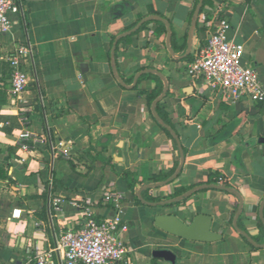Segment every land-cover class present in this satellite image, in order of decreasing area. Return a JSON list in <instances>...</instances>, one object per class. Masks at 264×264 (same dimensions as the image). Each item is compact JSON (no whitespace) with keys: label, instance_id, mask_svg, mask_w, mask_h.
<instances>
[{"label":"crops","instance_id":"1","mask_svg":"<svg viewBox=\"0 0 264 264\" xmlns=\"http://www.w3.org/2000/svg\"><path fill=\"white\" fill-rule=\"evenodd\" d=\"M222 1L227 38L244 46L243 61L256 69L264 88V0ZM197 2L21 0L22 13L10 15L11 30L0 32V133L8 140L0 141V264H39L35 245L53 247L62 231L78 227L81 208L97 218L112 217L115 209L101 202L106 190L122 195L123 238L130 249L126 264H170L152 255L157 249L171 251L175 264H264V247L252 246L233 227L236 195L206 188L162 206L143 203L137 195L142 186L155 183L154 177H171L180 162L177 145L151 112L152 103L138 92H151L158 80L140 79L143 73L134 85L138 89L131 87L137 72L151 68L166 80L167 91L158 103L179 137L184 163L175 179L143 190L142 198H174L176 188L208 184L209 171H217L240 194L243 231L256 243L264 242L257 224L264 196V142L259 140L264 138V102H226L203 80L183 73L210 34L206 27L197 31L202 16L185 58L169 53L166 26L151 19L134 32L130 50L115 52L117 73L126 86L112 73L115 37L150 15L168 21V45L183 55ZM213 5L210 0L206 7L210 16ZM25 41L33 48L23 63L27 85L14 98L8 57ZM25 128L34 136L26 163L20 160L14 132ZM126 170L137 180L134 191L119 176ZM54 198L61 199L58 210ZM14 209L20 218L11 216ZM160 214L185 223L208 215L210 231L221 238L199 241L170 234L155 224ZM44 264H62L61 255L53 253Z\"/></svg>","mask_w":264,"mask_h":264},{"label":"built area","instance_id":"2","mask_svg":"<svg viewBox=\"0 0 264 264\" xmlns=\"http://www.w3.org/2000/svg\"><path fill=\"white\" fill-rule=\"evenodd\" d=\"M18 13H22L21 0H0V32L11 30L10 15ZM202 23L210 34L193 60L183 66V73L191 79L203 80L226 102L241 98L255 103L264 102V88L256 69L243 61L244 46L227 38L229 22L222 0H214L209 20L202 18ZM32 53V45L25 41L17 45L8 57L11 70L9 94L14 98H20L27 85L23 63ZM21 133L17 144L22 152L20 160L26 163L27 155L32 153L34 136L26 128ZM57 144V149L62 150V143ZM60 202L61 199L54 198L57 210ZM101 202L112 206L115 214L110 218H97L90 209L81 208L82 222L78 227L62 231L53 247L35 245L34 255L38 263H46L53 253L58 252L62 264H126L130 249L123 238L127 225L122 217V195L118 191L106 190ZM73 205L77 206L76 203ZM13 211L11 216L20 218V213L14 216ZM40 225L36 222L37 227Z\"/></svg>","mask_w":264,"mask_h":264},{"label":"water","instance_id":"3","mask_svg":"<svg viewBox=\"0 0 264 264\" xmlns=\"http://www.w3.org/2000/svg\"><path fill=\"white\" fill-rule=\"evenodd\" d=\"M230 1L244 2L246 0H230ZM203 2H204V0H198L196 6L194 8V11H193V14L191 17V21H190V26H189V32H188V38H187V47H186V51L183 55L177 56L170 49V47L168 45L169 37H170V25H169L167 20H165L162 17H159L157 15H150V16L144 17L137 24H135L132 28H130L127 31H124V32L120 33L119 35H117L115 37L113 43H112V46H111L110 57H111L112 73H113L114 77L116 78V80L118 81V83H120V85H122V86H126L117 73L116 62H115V50H116L117 43L120 39H122L126 36H129L132 33L136 32L145 22H147L151 19H158V20L162 21L164 23V25L166 26V30H167L166 43L168 46L169 53L175 59L185 58L189 54V51H190L192 31H193V28L195 27L196 21L198 19L199 14H200V10L202 8ZM146 72L155 73L164 81V87H163L161 94L156 99H154L152 104H151V112H152L154 118L156 119V121L163 128H165L171 134L172 138L174 139V141L177 145L178 152H179L180 162H179V165H178L176 171L173 173V175H171V177H169L165 181L158 182V183H152V184H146V185L142 186L137 192L139 199L143 203H146L150 206H162V205H167V204H170L173 202H178L183 197H188L191 194H193L194 192L200 191L202 189L214 188V189L224 190V191L229 192L233 195H236L239 199V205L237 207V210H236V213H235V216L233 219L234 229L240 235H242L248 241V243L251 244L252 246L264 247V242L262 244L256 243V241H254L248 234H246L244 231H242L238 228L237 220H238V216H239L240 211H241V197H240V194L238 193V191L232 187L223 186L220 184H203V185L195 186V187L189 189L183 195H180V196L168 199V200L151 202V201H145L142 198L141 192L143 190L162 186V185L172 181L173 179H175L178 176V174L180 173L182 166H183V163H184V151H183V148L180 144L179 137H178L177 133L168 124H166L162 120V118L159 116V114L156 111V105L164 97V95L167 91V83H166L164 76L158 70L151 69V68L143 69V70L136 73L131 87L136 85L139 76L143 73H146ZM259 140H260V142H264V138H260ZM263 206H264V196L261 200L260 208H259V216L261 219H263ZM210 222H211V217H209L208 215H203V214L196 215V217H194L190 223H185L184 221L180 220L179 218H177L173 214H166V215L160 214V215H156V217H155V224L158 227H160L161 229L165 230L166 232L173 234V235H176L178 237L184 238V239L199 240V241H214V240H218L221 238V235L219 233H214V232L210 231ZM152 255L155 258L164 259L165 261L169 262L170 264H175V255L169 250L157 249V250L153 251Z\"/></svg>","mask_w":264,"mask_h":264},{"label":"trees","instance_id":"4","mask_svg":"<svg viewBox=\"0 0 264 264\" xmlns=\"http://www.w3.org/2000/svg\"><path fill=\"white\" fill-rule=\"evenodd\" d=\"M250 1L251 0H246V3H250ZM208 5H210V0H204L202 8L200 10V15L199 16H202V18H204L205 20H209V18H210V15H209V13L206 10V7ZM161 27H163V25ZM204 30H205V26L204 25L197 28L198 32H203ZM135 33L122 38L119 41V43L117 44L115 52H118V51L122 52V51L130 50L128 45H129V42L133 39V36H134ZM117 58H118V56L115 55V59H117ZM144 78H154V79L158 80V85L151 92H147L145 90H140V89L137 88V86H134V89H138V92L140 93V95H145L146 98H147L148 103L151 104L152 101L154 99H156L159 96L160 92H161L162 81L159 79V77L157 75H155L153 73H145V74H143L140 77V79H144ZM161 104L162 103H158L157 104L156 111L159 114V116L162 118V120L166 124H168L170 127H172L171 126V122L163 114H161V112H160ZM161 128L167 134V136L170 139H172V141L174 143V146H176V143H175L174 139L172 138L171 134L165 128H163L162 126H161ZM119 176L123 180H125L127 188L129 190H131V191H134L135 186L138 184L137 180L135 179L134 173L130 172L129 170H126V171H123L122 173H119ZM220 178H222V180H219ZM161 181H164V177H154L153 178V182H155V183L161 182ZM207 183L208 184H220V185L228 186V187L230 186L229 183L225 179H223V176L217 171H209ZM193 186H194V184L190 185L189 187H178V188H176L174 193H173V195H172V197H177V196L183 195L186 191L191 189ZM184 198H186V197H183L182 199H184ZM150 200L151 201H158L159 199L150 198ZM177 203L178 202H173V203H170V205H174V204H177ZM236 207H237V204L235 205L234 208H236ZM257 224H258V227L260 229V232L262 234H264V206H263V219L258 217ZM237 226H238V228L240 230L243 231V226L241 224V215H239V217H238ZM244 240L247 242V240L245 238H244Z\"/></svg>","mask_w":264,"mask_h":264},{"label":"clouds","instance_id":"5","mask_svg":"<svg viewBox=\"0 0 264 264\" xmlns=\"http://www.w3.org/2000/svg\"><path fill=\"white\" fill-rule=\"evenodd\" d=\"M15 132V135L16 137H19L20 135H22L21 131L20 130H14ZM0 141H3V142H8V140L6 139L5 135L3 133H0ZM22 154V153H21ZM19 212V210H14L13 211V214L15 216V214ZM9 227H11V225H9Z\"/></svg>","mask_w":264,"mask_h":264}]
</instances>
